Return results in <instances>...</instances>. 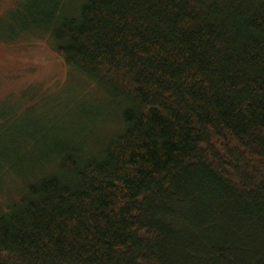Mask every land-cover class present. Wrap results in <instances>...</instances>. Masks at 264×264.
<instances>
[{
	"label": "trees",
	"instance_id": "16d2710c",
	"mask_svg": "<svg viewBox=\"0 0 264 264\" xmlns=\"http://www.w3.org/2000/svg\"><path fill=\"white\" fill-rule=\"evenodd\" d=\"M27 1L8 16L20 30L37 20ZM75 14L46 31L121 130L84 155L100 111L37 128L55 141L0 214V264H264V0H83Z\"/></svg>",
	"mask_w": 264,
	"mask_h": 264
},
{
	"label": "rangeland",
	"instance_id": "374dc122",
	"mask_svg": "<svg viewBox=\"0 0 264 264\" xmlns=\"http://www.w3.org/2000/svg\"><path fill=\"white\" fill-rule=\"evenodd\" d=\"M23 1L26 0H0V164L17 158L24 162L10 176L2 175L0 179V214L26 195L29 185L40 175L35 167L40 162H33L55 141L50 135L39 136L37 128L54 121L60 131L70 132L78 111L89 107L100 111L103 116L97 128L78 139L86 141L84 155L89 145L98 154L121 130L117 110L112 117L113 109L109 111V105L104 103L102 91L62 64L50 32L46 31L62 18L75 16L83 0H29L24 5L31 2L29 12L33 9L32 16L37 20L29 23L27 30H20L16 20L10 21L8 16ZM52 12L54 19L48 22ZM19 15L26 16V11ZM9 27L14 28L11 31ZM17 36L15 41H5ZM66 136L64 139H69Z\"/></svg>",
	"mask_w": 264,
	"mask_h": 264
}]
</instances>
